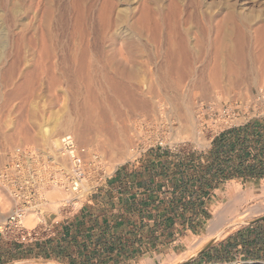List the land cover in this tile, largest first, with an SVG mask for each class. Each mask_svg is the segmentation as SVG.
Returning a JSON list of instances; mask_svg holds the SVG:
<instances>
[{
    "label": "rangeland",
    "instance_id": "374dc122",
    "mask_svg": "<svg viewBox=\"0 0 264 264\" xmlns=\"http://www.w3.org/2000/svg\"><path fill=\"white\" fill-rule=\"evenodd\" d=\"M163 1L165 43L150 0H0V166L5 153L20 145H32L41 155L36 199L25 215L33 223H22L28 233L16 236L5 230L16 203L0 179L4 236L29 242L40 230L46 238L42 231L50 221L71 219L117 169L142 164L151 152L168 162L199 165L212 160L210 145L230 125L239 128L258 121L264 134V0H189L194 3L187 10L182 8L184 0ZM195 3L203 12L216 14L217 21L222 16L224 21L230 4H235L231 7L249 14L253 26L247 35L228 21L224 26L231 30L230 39L221 33L207 40L194 16ZM179 19L194 28V38L203 46L200 55L189 58L181 47L171 46L178 43ZM249 51L254 52V69L246 59ZM208 103L231 106L234 119L228 125L211 122ZM202 106L205 126L198 117ZM65 135H73L99 157L77 199L66 191L67 161L54 145ZM46 155L60 162L44 167ZM249 187L231 184L225 200L215 201L212 213L228 204L233 189L241 196L235 213L206 248L191 251V240L202 237L200 232L176 245L158 264H264L246 254L240 243L239 233L264 216V186H257L254 194ZM0 264L68 262L61 254Z\"/></svg>",
    "mask_w": 264,
    "mask_h": 264
},
{
    "label": "crops",
    "instance_id": "0c3cea01",
    "mask_svg": "<svg viewBox=\"0 0 264 264\" xmlns=\"http://www.w3.org/2000/svg\"><path fill=\"white\" fill-rule=\"evenodd\" d=\"M213 149L212 144L210 156ZM146 159L117 169L71 219L50 221L42 231L46 238L38 230L33 240L18 241L4 236L0 227V262L62 254L68 264H158L176 245L207 232L208 220L213 219L211 209L215 201L225 200L226 187L250 186L254 194L257 186H264V177L256 171L250 177H229L236 161L232 166L212 160L199 165L168 162L157 151ZM236 191L232 199H240ZM263 221L264 216L254 219L248 227ZM249 254L264 261V252L258 248Z\"/></svg>",
    "mask_w": 264,
    "mask_h": 264
},
{
    "label": "built area",
    "instance_id": "2783aa9c",
    "mask_svg": "<svg viewBox=\"0 0 264 264\" xmlns=\"http://www.w3.org/2000/svg\"><path fill=\"white\" fill-rule=\"evenodd\" d=\"M203 108L204 106H202L198 117L205 126L207 121L205 120ZM205 108L206 113L211 117L210 121L216 124H221L225 121L226 125H228L235 117L233 109L229 105L215 108L214 103H208ZM232 127L233 126L230 125L229 129ZM205 130V128L202 129V131ZM61 150L62 152L60 156L62 157L60 158L67 161L68 168L66 191L69 196H71L70 193L72 192V197L77 199L84 191L89 171L93 165L98 162L99 157L95 152L80 145L73 135H66L62 138ZM40 157V152L36 147L32 145H20L5 153L4 162L0 166V179H2L5 185L10 188V194L17 207H15L6 218L4 228L6 231L11 232V234L17 233L16 236L28 233L20 221L21 219H24L27 210L33 205V202L36 199V190L39 183L37 164ZM60 158L57 161L54 156L46 155L42 162L45 164L44 167L51 168L52 166H55L57 162H60ZM54 178L55 172L51 174L50 180L53 182ZM20 232L22 233L19 234ZM14 240L19 241L20 239L15 238Z\"/></svg>",
    "mask_w": 264,
    "mask_h": 264
},
{
    "label": "bare ground",
    "instance_id": "6f19581e",
    "mask_svg": "<svg viewBox=\"0 0 264 264\" xmlns=\"http://www.w3.org/2000/svg\"><path fill=\"white\" fill-rule=\"evenodd\" d=\"M182 2H181V4H182V8L184 10H187L188 8H190L192 6V3H194V2L191 3L189 0H184ZM150 3L152 5V7H153V16H155L154 18L156 19L155 23H156L157 27L159 29H161V32L163 33V42L165 43L166 42V38H167L165 27H166V23L168 21L167 14H166V5L164 4L163 0H150ZM235 3H237V2H235ZM231 6L232 5L230 4L229 10L227 9L228 12H227V16H226L225 20L221 21L223 19V16H222V19L220 21H217L218 16L216 14L203 12L201 10V6L199 5V3H195L194 10H195L196 14L194 16L196 18L200 19V20H198L199 21L198 28H199L200 31L204 32L205 37H206L207 40H211L212 41L213 38H216V36L218 34H221V33H222V38L224 40L230 39L231 30L224 26L225 22H228V21L233 22L234 25L238 29L244 31L248 35V33L250 32V29L252 28L251 26H253L252 25V21L249 19L250 18L249 14H248V17H249L248 18L247 15L245 16L244 14H242V12L240 10L238 12L237 9L236 10L233 9L235 4H234V6H232L233 8ZM60 10H61V8H60ZM226 19H227V21H226ZM252 20H254V19L252 18ZM176 24H177L176 30L178 32V43L173 42L174 44H172L171 46L172 47H175V46L181 47L180 49L181 50L183 49L185 51V54L189 58L190 57H195L197 55H200L201 52H202L203 46L201 47L199 42L194 38V33H195L194 32V28L192 26H188L185 23V21H183L182 19H179V21H177ZM247 35H246V37H247ZM220 38H221V36H220ZM241 41H242V39H241ZM222 43H223V41H222ZM167 44H168V42H167ZM208 45H209V43H208ZM226 46H227V44H226ZM2 47H3V40H2V36L0 35V48H2ZM226 48H227V51H229V53H230V50H231L230 46H227ZM251 50H252V48H251ZM249 52L246 53V59H248L249 62H250V68L254 69V67H255L254 66V62H253V60H254L253 53L254 52H252V51H249ZM164 81L162 79L160 81V83H162ZM203 81H204V79H194V80H192L193 83H198V82L202 83ZM166 82H168V80ZM48 131L46 130L47 134H49ZM50 133H51V130H50ZM62 138L59 139V140H55V142H54V145H55V147H56V149L58 151V154H60V155H61V152H62V150H61ZM60 157H62V156H60ZM124 160H125V158L121 159V160H119L117 162L118 163H122ZM70 194L72 195L73 193L71 192ZM238 202L240 203L239 198L232 199V200H230L228 202V204L226 206L214 210L213 219L211 220V222H210V224H209V226L207 228V232L202 237H198L195 241H193V245L190 247L191 251L193 250L194 252H198V251L206 248L210 244L209 243L210 240L214 236H216V232H218V230L226 222V218H228L229 215H231L234 211H236V207L238 205ZM3 213H4V211L1 210L0 211V215H2ZM20 222L24 223V224H32L33 223V219L28 218V217H26V218L24 217V219H21ZM190 253H192V252H190ZM260 264H263V263H260Z\"/></svg>",
    "mask_w": 264,
    "mask_h": 264
},
{
    "label": "trees",
    "instance_id": "16d2710c",
    "mask_svg": "<svg viewBox=\"0 0 264 264\" xmlns=\"http://www.w3.org/2000/svg\"><path fill=\"white\" fill-rule=\"evenodd\" d=\"M260 126V122L253 121L244 127L222 132L213 141L212 162L232 166L236 161L237 165L227 174L231 178L237 174L250 177L256 172L264 177V134L259 130ZM259 165L262 167L258 168ZM239 237L245 253H252L256 248L264 252V221L242 230Z\"/></svg>",
    "mask_w": 264,
    "mask_h": 264
},
{
    "label": "water",
    "instance_id": "95a60500",
    "mask_svg": "<svg viewBox=\"0 0 264 264\" xmlns=\"http://www.w3.org/2000/svg\"><path fill=\"white\" fill-rule=\"evenodd\" d=\"M185 264H189V262L185 263Z\"/></svg>",
    "mask_w": 264,
    "mask_h": 264
}]
</instances>
